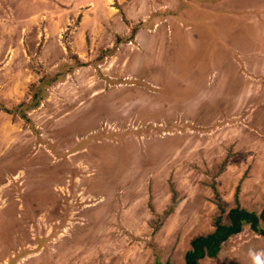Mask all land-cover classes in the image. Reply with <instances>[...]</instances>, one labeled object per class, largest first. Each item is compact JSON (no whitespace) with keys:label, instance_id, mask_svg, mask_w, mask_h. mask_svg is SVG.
Here are the masks:
<instances>
[{"label":"rangeland","instance_id":"374dc122","mask_svg":"<svg viewBox=\"0 0 264 264\" xmlns=\"http://www.w3.org/2000/svg\"><path fill=\"white\" fill-rule=\"evenodd\" d=\"M107 1L0 0V264H184L216 193L264 210V0Z\"/></svg>","mask_w":264,"mask_h":264},{"label":"trees","instance_id":"16d2710c","mask_svg":"<svg viewBox=\"0 0 264 264\" xmlns=\"http://www.w3.org/2000/svg\"><path fill=\"white\" fill-rule=\"evenodd\" d=\"M51 81L55 80V77L50 78ZM40 93L37 91L32 95L34 102L30 103L28 108L36 107L39 102ZM25 103L19 104L17 107H22ZM0 109L7 112H13L12 109L6 108L0 104ZM19 109V108H18ZM14 110H17L15 108ZM26 117V114H23ZM215 190V189H214ZM175 193L177 190H175ZM216 191V190H215ZM217 192V191H216ZM217 194L216 206L218 208V215L213 220V229L202 234H198L192 237L189 241V247L186 249L183 260L184 264H201V259L205 257H215L219 251L223 248L226 242L237 233H240L246 226H248L253 232L264 236V210L257 213L255 210L244 208L239 205L238 195L235 193V205L226 210L224 201ZM178 200V199H177ZM179 202L172 198V202L164 212L166 218L174 212ZM226 213L227 218L223 221V215ZM156 264H173L170 262H157Z\"/></svg>","mask_w":264,"mask_h":264},{"label":"crops","instance_id":"0c3cea01","mask_svg":"<svg viewBox=\"0 0 264 264\" xmlns=\"http://www.w3.org/2000/svg\"><path fill=\"white\" fill-rule=\"evenodd\" d=\"M14 2H13V10H14V13L13 14H11V16L14 18L13 20L15 21V23L18 25V29H19V32L20 33H23V30H24V26H23V20H22V18H23V7L25 8V9H27V10H30V13H31V15L33 14V12L36 10V4H37V1L38 0H34L35 1V5H34V7L32 6V1L29 3V5L30 6H28V4L27 3H25L24 5L22 4V1L23 0H13ZM61 1H64V0H61ZM110 1V0H109ZM109 1H107L108 3H109ZM89 4H91L92 2H88ZM119 4H121V2H118ZM113 8V6H110L109 7V11L113 14L114 12V10L112 9ZM11 9V8H10ZM88 11H91V7H87L86 9H85V15L84 16H82V24L86 21V19L89 17V12ZM94 14H95V12H94ZM86 16V17H85ZM33 19H35L34 17H32ZM3 20H5L6 21V18H1V20L0 21H3ZM81 28V27H80ZM21 39V38H20ZM20 43H22L23 44V42L20 40L17 44L19 45ZM0 45H1V43H0ZM2 46H3V44H2ZM7 47H9L10 45H6ZM5 58H7V55L4 53V54H2L1 56H0V63H3L4 61L2 60V59H4L5 60ZM3 69V67L2 66H0V74H2V73H4V72H1V70ZM47 77V76H46ZM48 78H53V77H48ZM39 79V78H38ZM38 79H37V81H38ZM46 79V78H45ZM43 81V80H42ZM40 83V81L39 82H37V83H33L32 85H31V87H33V91L32 90H30V94H29V96H31V95H33L34 94V92L36 91L35 90V88H37V85ZM4 87L5 86H7L6 84H4L3 85ZM1 92L2 93H5L7 96L8 95H10V92H9V90L7 89V87H5V89H1ZM179 204V203H178ZM178 206V205H177ZM177 206H176V208H175V210H177ZM180 206V205H179ZM178 206V207H179ZM175 210H174V212H175ZM173 212V213H174ZM173 213H171L170 215H172ZM167 219H169V218H167ZM167 221V220H166ZM225 246V245H224ZM224 251H225V248L223 247L220 251H219V253L215 256V257H205V258H203V259H201V264H203V260L204 259H207V260H210V259H216L217 257H219V256H221V255H223V253H224Z\"/></svg>","mask_w":264,"mask_h":264}]
</instances>
